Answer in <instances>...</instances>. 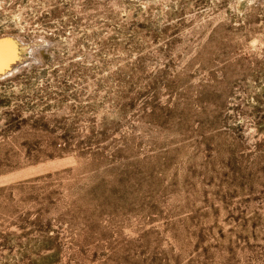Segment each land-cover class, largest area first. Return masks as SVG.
Listing matches in <instances>:
<instances>
[{"label":"rangeland","instance_id":"1","mask_svg":"<svg viewBox=\"0 0 264 264\" xmlns=\"http://www.w3.org/2000/svg\"><path fill=\"white\" fill-rule=\"evenodd\" d=\"M0 264H264V0H0Z\"/></svg>","mask_w":264,"mask_h":264},{"label":"bare ground","instance_id":"2","mask_svg":"<svg viewBox=\"0 0 264 264\" xmlns=\"http://www.w3.org/2000/svg\"><path fill=\"white\" fill-rule=\"evenodd\" d=\"M16 51V50H15ZM16 53V52H15ZM17 57V56H16Z\"/></svg>","mask_w":264,"mask_h":264}]
</instances>
